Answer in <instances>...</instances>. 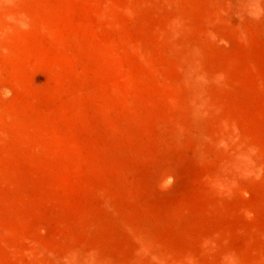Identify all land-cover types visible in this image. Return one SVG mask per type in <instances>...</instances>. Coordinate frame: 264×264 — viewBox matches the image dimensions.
Masks as SVG:
<instances>
[{"label":"rangeland","instance_id":"rangeland-1","mask_svg":"<svg viewBox=\"0 0 264 264\" xmlns=\"http://www.w3.org/2000/svg\"><path fill=\"white\" fill-rule=\"evenodd\" d=\"M0 264H264V0H0Z\"/></svg>","mask_w":264,"mask_h":264}]
</instances>
